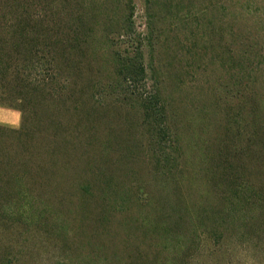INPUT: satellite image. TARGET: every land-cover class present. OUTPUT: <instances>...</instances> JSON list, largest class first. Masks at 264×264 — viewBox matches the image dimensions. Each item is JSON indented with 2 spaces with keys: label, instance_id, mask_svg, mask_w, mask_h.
<instances>
[{
  "label": "rangeland",
  "instance_id": "374dc122",
  "mask_svg": "<svg viewBox=\"0 0 264 264\" xmlns=\"http://www.w3.org/2000/svg\"><path fill=\"white\" fill-rule=\"evenodd\" d=\"M0 65L63 98L0 106V264H264V0H0Z\"/></svg>",
  "mask_w": 264,
  "mask_h": 264
},
{
  "label": "trees",
  "instance_id": "16d2710c",
  "mask_svg": "<svg viewBox=\"0 0 264 264\" xmlns=\"http://www.w3.org/2000/svg\"><path fill=\"white\" fill-rule=\"evenodd\" d=\"M155 1L156 0H146V3L150 5L151 3L153 4V2ZM40 18L41 17H37L36 19H34L31 17V18L19 19L20 21L14 20V23H15L13 25L14 27H11L5 24L3 28H7V27L13 28L14 33L15 34L18 33L20 35L21 41L24 43L25 41H27L26 38L28 37L29 31L30 32H40V33L45 32L43 25L45 24L44 22H46V19H40ZM34 41L40 42L38 40H34ZM34 64H36L34 65V68H36L35 66H37V68L43 67V65H40L39 63H34ZM29 67H30L29 65H23V66L0 65V76H1L0 77V96L6 93L13 94L9 101H5L4 99L0 100V106L18 109L19 111H21L22 116H23V121H22L23 127H25L24 124H26V121H28V118L33 116L30 113V107L35 108L33 106L34 91L40 92L41 96L44 95L43 97L44 99H45V95H48V98H46L45 100L49 98H53L55 96L57 99H59L58 102L63 101V98L61 97L62 95L60 93H56L58 88L53 87V85L49 83L48 78H44L40 80L41 82H39V85L42 84V86L40 90H37L38 88L35 87L36 85L34 81L28 79L30 78V74L32 75L31 73L32 71L29 69ZM13 77L15 78V80L11 81ZM17 80L19 81L18 85L15 87L11 86L12 82L17 81ZM58 90L61 91L60 89ZM21 129H24V128H21ZM13 132H16V131H13ZM17 177L18 176H14L10 182L1 183L4 186H7V185L9 187L11 186L10 188H13V191L16 192L14 194L16 198L20 197L21 193L26 191L25 189L28 190V187L26 186V184L23 181L19 180ZM1 264H6V263L1 262Z\"/></svg>",
  "mask_w": 264,
  "mask_h": 264
}]
</instances>
